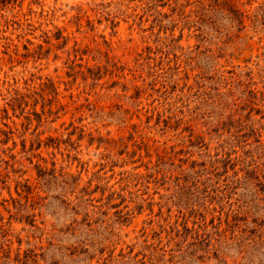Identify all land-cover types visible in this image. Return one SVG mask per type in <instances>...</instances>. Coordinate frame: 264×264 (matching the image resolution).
Instances as JSON below:
<instances>
[{"label":"rangeland","instance_id":"374dc122","mask_svg":"<svg viewBox=\"0 0 264 264\" xmlns=\"http://www.w3.org/2000/svg\"><path fill=\"white\" fill-rule=\"evenodd\" d=\"M0 264H264V0H0Z\"/></svg>","mask_w":264,"mask_h":264},{"label":"trees","instance_id":"16d2710c","mask_svg":"<svg viewBox=\"0 0 264 264\" xmlns=\"http://www.w3.org/2000/svg\"><path fill=\"white\" fill-rule=\"evenodd\" d=\"M13 1H15V0H2V2L6 3V4L12 3Z\"/></svg>","mask_w":264,"mask_h":264}]
</instances>
